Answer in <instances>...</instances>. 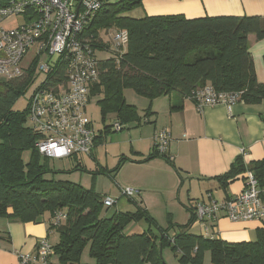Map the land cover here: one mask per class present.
<instances>
[{"label":"trees","instance_id":"1","mask_svg":"<svg viewBox=\"0 0 264 264\" xmlns=\"http://www.w3.org/2000/svg\"><path fill=\"white\" fill-rule=\"evenodd\" d=\"M72 1L73 5L77 3ZM95 1L100 6L85 17L76 40L96 57L98 73L89 86L88 98L99 96L97 106L103 125L110 115L120 130L142 122L136 107L125 101L126 89L150 102L174 93L188 99L206 86L216 92L237 93L240 101L247 104L264 100V84L256 79L247 43L249 35L264 39V17L188 19L183 15H165L136 19L127 14L140 8L145 0ZM109 30L126 31L127 41L122 48L110 46ZM102 34L107 35L106 42ZM97 50L111 53L102 59L96 56ZM38 58L18 78L0 80L1 218L29 223L47 214L51 219L48 230L58 235L52 248L59 264H81L86 250L95 264H168L163 257L165 249L176 264H203L206 252L211 264H264L263 229L257 230L252 242L227 243L215 236L194 235L190 233L196 219L192 206L187 207L189 217L184 224H173L167 218L166 228H161L139 207L134 213L111 212L112 207L103 204L105 197L92 187L46 178L79 170L92 180L101 174L114 176L123 158L110 171L102 168L88 172L77 156L66 159L73 160L72 170L50 168L52 159L39 154L35 147L39 136L28 122L29 99L40 86L36 73ZM64 69L62 65L55 69L61 78ZM28 92L27 107L23 111L13 110ZM150 113L148 108L144 117ZM113 126H104L95 135L93 147L97 139L102 143L107 133L116 132ZM24 153H29L27 160L23 159ZM152 158H161L175 168L166 155L153 151L146 161ZM249 168L238 157L216 179L225 185L248 169L264 185V158L251 162ZM58 215L63 219L56 223ZM139 221L147 229L140 234H127L126 229Z\"/></svg>","mask_w":264,"mask_h":264},{"label":"crops","instance_id":"2","mask_svg":"<svg viewBox=\"0 0 264 264\" xmlns=\"http://www.w3.org/2000/svg\"><path fill=\"white\" fill-rule=\"evenodd\" d=\"M139 9L141 12L134 15L136 19L165 15H183L188 19L205 16L264 17V0H145ZM114 33L115 31L112 35ZM247 43L256 79L264 84V39L258 40L254 35H249ZM173 95L175 93L158 97L151 102L138 95L133 96L130 105L136 107L142 122L118 131L121 133L126 130V137L122 139L125 143L121 145L123 151L119 160L123 158V163L117 173H121L128 165L143 166L145 173L141 175L142 188L161 187L169 182V179H175L176 187L181 183L182 188L186 187L187 201L183 203L179 198L181 206L172 213L173 216L167 213V217L171 215L173 224H184L189 217L187 207L195 208L198 202H222L236 197L244 189V174L227 181L225 185L219 183L216 178L224 175L238 157H242L248 169L251 162L264 158V100L258 104L239 101L230 111L223 106H205L198 110L192 101ZM148 108L151 113L144 117ZM160 130L169 132L170 141L165 155L175 168L161 158L146 161L154 151L153 136ZM102 144L103 142L97 139L96 146L88 156L97 163L98 149ZM102 168L107 171L114 169L99 165L88 172ZM116 184L120 191L119 183ZM138 191L139 194L132 198H124L122 194L117 196L110 211L134 213L139 207L145 210L159 227L166 228L167 225L161 226L156 220V195L148 198L143 195L148 192L143 191L141 194V191ZM176 215L181 219L180 222L176 221ZM50 222L47 214L37 222L29 223L0 217V264H18V255L35 252L37 243L44 238L48 239L50 244H55L58 235L55 231L48 230ZM135 225L137 224L132 223L126 233L140 234L146 230L135 229ZM212 225L209 233L227 243L252 242L258 229L264 231V220L233 223L221 216ZM194 229L197 234H194ZM190 233H203L196 219ZM164 255L167 256L166 259ZM163 257L168 264H173L172 261L176 264L170 251L165 249ZM52 260L57 261L56 256ZM81 264H95L94 260L88 257L87 250L81 257ZM207 264H211L210 259Z\"/></svg>","mask_w":264,"mask_h":264},{"label":"built area","instance_id":"3","mask_svg":"<svg viewBox=\"0 0 264 264\" xmlns=\"http://www.w3.org/2000/svg\"><path fill=\"white\" fill-rule=\"evenodd\" d=\"M99 6L95 0H82L75 14L76 3L73 5L72 0H0V80H12L24 73L21 62L31 46L36 57H46L43 63H36L40 86L32 92L28 105V122L39 136L35 147L45 158L60 161L72 156H90L92 152L96 133L85 109L89 86L97 77V61L92 51L76 40V35L85 17ZM14 16H23L26 21L17 28L3 27ZM126 41V31H116L110 38V46L122 48ZM61 65L65 67L63 78L55 71ZM188 100L198 110L205 106H223L230 111L240 98L237 93L216 92L206 86L191 94ZM113 130L119 131L120 126L114 124ZM169 141L168 131L156 132L154 151L165 155ZM243 178L244 189L236 197L195 204L196 220L203 236H214L209 229L221 216L233 223L264 220V185L250 170H246ZM121 194L132 198L139 191L130 188ZM103 204L111 208L115 202L105 198ZM61 219L63 216L58 215L55 222ZM53 257L52 244L44 238L37 243L35 252L18 255V264H59Z\"/></svg>","mask_w":264,"mask_h":264},{"label":"rangeland","instance_id":"4","mask_svg":"<svg viewBox=\"0 0 264 264\" xmlns=\"http://www.w3.org/2000/svg\"><path fill=\"white\" fill-rule=\"evenodd\" d=\"M142 7V6H141ZM140 7V8H141ZM136 12H141L140 9H135L131 12H129L127 15L130 17L134 18V15H136ZM26 19L23 16H14L10 17L8 20H6L3 23V27L5 28H17V25L19 23L25 22ZM113 30H109V35H112ZM102 38L104 39V42H106L107 35L102 34ZM111 38V37H110ZM111 52H105L103 50H97L96 56L99 58H106L110 56ZM36 57L35 54V48L31 46L25 56L22 59L21 65L24 69H27L30 64L33 62L34 58ZM56 56L54 57V59ZM45 60V56H41L38 60V64L43 63ZM30 93L28 92L25 94L22 98H20L16 104L13 107V110L15 111H23L28 104V99H29ZM135 97L136 94L130 90L126 89L124 92V98L127 103H131V99ZM173 96H178V95H173ZM99 99V96L97 95H90L88 99V103L86 105L85 109V115L89 119V121L92 124V127L96 133L99 131L103 130L104 126H113L115 123V119L112 115H110L105 124L103 125L101 123V118L99 114V108L97 106V100ZM126 130L122 131L121 133L119 132H109L106 134V139H103L102 142L103 144L101 145L98 149V157L97 163L94 161L93 158L88 157L87 155L84 156H78L77 158L79 159L80 163L84 168L88 170H93L95 169L96 166H103L107 167L109 169H113L119 160V158L122 156V151L121 150V145L125 142L122 141L125 135ZM96 135V134H95ZM127 146H129L127 144ZM124 149V148H123ZM29 156V153H24L23 154V159L27 160ZM73 160L67 161H49V166L51 169L54 171H58V169H66V170H72L73 169ZM143 172V166H136V165H128L124 168L121 173H117L116 177L115 175L112 176L110 175H98L95 176L94 179L92 180L91 176L83 171H75L67 175H47L46 178L48 179H55V180H61V181H70L74 183H79L85 188L92 187L94 191H98L103 195L105 198L110 197L111 200L115 201L117 196L121 195V192L126 189H136L140 190L141 194L143 191L148 192L143 194L146 197H154L156 195V220L161 226L167 225L166 219H172L171 215L173 216V212L179 208L178 206H181L179 202V198L181 202L185 203L187 201L185 193H186V187L182 188L181 183H179L178 187L175 186V179H169V182L164 183L161 187H154V186H146L144 188L141 187V182L143 178L141 177ZM92 180V181H91ZM141 181V182H140ZM116 183H119V187L121 190H118V186ZM156 192V194H153ZM126 198V197H124ZM124 200V199H123ZM116 202V201H115ZM167 213H170L167 217ZM176 221L180 222V218L178 215H176ZM135 229H147V225L143 221H139L136 223ZM197 231L196 229L193 230ZM194 234H197L194 232ZM206 257H205V264L209 261V253L206 252ZM166 259V255H164ZM172 261V259H171ZM173 264H175L172 261Z\"/></svg>","mask_w":264,"mask_h":264},{"label":"water","instance_id":"5","mask_svg":"<svg viewBox=\"0 0 264 264\" xmlns=\"http://www.w3.org/2000/svg\"><path fill=\"white\" fill-rule=\"evenodd\" d=\"M81 1H82V0H77V4H76V7H75V14L78 13V10H79L80 5H81Z\"/></svg>","mask_w":264,"mask_h":264}]
</instances>
